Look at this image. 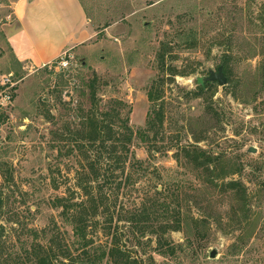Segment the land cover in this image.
<instances>
[{"label":"rangeland","instance_id":"rangeland-1","mask_svg":"<svg viewBox=\"0 0 264 264\" xmlns=\"http://www.w3.org/2000/svg\"><path fill=\"white\" fill-rule=\"evenodd\" d=\"M15 1L0 0V84L9 74L19 81L0 141V222L8 243L24 240L27 226L50 233L57 223L71 246L72 228L53 200L76 203L96 186L83 123L92 105L102 112L111 105L120 119L129 118L134 136L129 159L105 187L108 211L89 229L95 244L111 242L112 220L122 243L158 264H264V0H82L94 37L68 55L64 68L58 61L16 63L8 43ZM191 29L195 44L186 37ZM226 57L227 85L213 82L195 96L199 80ZM150 116L157 126L149 130ZM190 145L214 162H195L183 150ZM5 173L14 181L7 183ZM163 186L185 220L183 231L167 235L186 243L200 232L206 246L197 259L160 256L148 233L143 246L134 245L128 220ZM36 207L31 216L28 209Z\"/></svg>","mask_w":264,"mask_h":264},{"label":"trees","instance_id":"trees-1","mask_svg":"<svg viewBox=\"0 0 264 264\" xmlns=\"http://www.w3.org/2000/svg\"><path fill=\"white\" fill-rule=\"evenodd\" d=\"M186 35L188 41L191 40L195 44L196 31L191 29ZM221 65L227 75L230 70L227 57L224 58ZM199 83L200 88L195 92V96H201L205 89L213 84ZM91 88V98L92 101H95L97 95L95 82L91 84ZM148 98L150 102L155 103L158 96L150 90ZM116 103L123 105L121 102ZM118 115L120 113H117L111 105L103 112L98 109L96 104L92 105L84 118L82 135L87 143L82 146L95 154L90 163L93 168L91 182L96 186L90 187V190L86 189L84 198L76 203L65 198L53 200L55 207L62 208L66 226L72 228L74 239L71 246L67 244L57 223L54 224L56 229L50 233L45 229L39 230L36 227L27 226L25 228L26 238L19 240V244L16 246L10 245L5 236L8 229L0 222V264H9L14 260V264H158L153 255H149L145 260L140 252L133 251L125 243H122L120 228L118 224H113L112 220H110L108 232H106L110 236L111 242L106 245H96L95 241L89 237V229L93 228L96 217L108 211L109 194L105 192V187L112 184L115 168L120 169L122 165L126 164L130 155V144L134 131L129 126V118L120 119ZM161 115L158 114L159 124L163 123ZM156 126L155 117L150 116L147 129H154ZM137 133L142 138L146 136L143 129H139ZM183 150L195 162H198L199 159H204L207 165L214 162L211 156H207V152L196 145L186 146ZM136 162L141 164L139 160ZM106 163H108V167L102 169L101 167ZM138 167L142 168L143 166L138 165ZM2 171L4 172L3 167ZM4 177L7 183L14 181L12 174L5 173ZM127 181L131 182L130 179ZM229 186L239 187L237 182H231ZM168 192L169 190L164 186L161 190L156 189L153 200L144 203L131 220H128L134 245L143 246L144 238L148 233L156 237L157 252L160 256L176 258L179 253H188V256L197 259L199 258L198 254H201L206 246V240L200 232L187 238L186 243H175L167 235L171 232L183 231L185 227L181 206L179 203L174 205L168 201L169 198L166 197ZM3 194V192L0 193V217L4 212L5 205ZM28 210L32 216L38 212L39 208L36 207L35 211H32L31 208ZM17 246L21 252L10 253V250L14 251Z\"/></svg>","mask_w":264,"mask_h":264},{"label":"crops","instance_id":"crops-1","mask_svg":"<svg viewBox=\"0 0 264 264\" xmlns=\"http://www.w3.org/2000/svg\"><path fill=\"white\" fill-rule=\"evenodd\" d=\"M8 43L18 64L43 67L94 37L82 0H17Z\"/></svg>","mask_w":264,"mask_h":264},{"label":"built area","instance_id":"built-area-1","mask_svg":"<svg viewBox=\"0 0 264 264\" xmlns=\"http://www.w3.org/2000/svg\"><path fill=\"white\" fill-rule=\"evenodd\" d=\"M69 52L66 51L58 60L59 67H67L70 62ZM19 81L14 79L13 74L7 75L0 84V141L3 138L4 116L13 104L18 92Z\"/></svg>","mask_w":264,"mask_h":264},{"label":"water","instance_id":"water-1","mask_svg":"<svg viewBox=\"0 0 264 264\" xmlns=\"http://www.w3.org/2000/svg\"><path fill=\"white\" fill-rule=\"evenodd\" d=\"M201 83H213L217 82L220 86H225L228 83L227 76L224 72V67L223 65L219 66L217 71L211 70L209 72V75L207 77L201 78L199 80ZM249 152L255 153L256 149L255 148H250ZM217 256V250H212L210 253V258L215 259Z\"/></svg>","mask_w":264,"mask_h":264}]
</instances>
